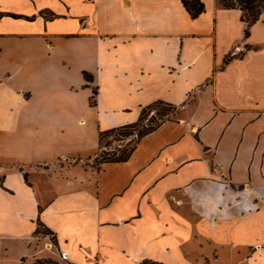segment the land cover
Returning a JSON list of instances; mask_svg holds the SVG:
<instances>
[{"label": "crops", "instance_id": "1", "mask_svg": "<svg viewBox=\"0 0 264 264\" xmlns=\"http://www.w3.org/2000/svg\"><path fill=\"white\" fill-rule=\"evenodd\" d=\"M201 1L0 0V253L40 221L58 264H264V9L245 36ZM158 100L179 114L98 162Z\"/></svg>", "mask_w": 264, "mask_h": 264}, {"label": "trees", "instance_id": "2", "mask_svg": "<svg viewBox=\"0 0 264 264\" xmlns=\"http://www.w3.org/2000/svg\"><path fill=\"white\" fill-rule=\"evenodd\" d=\"M183 5L185 6L186 10L189 12V14L192 17H197L203 10H204V3L201 0H181ZM221 6L225 8H231V9H238L241 11V20L246 23V29H245V36L249 35V29L250 27L259 19L262 10L264 9V0H218ZM86 79L89 80L90 77L88 78L87 75H85ZM94 93H96L94 91ZM162 105L160 108L161 110L158 112V117L155 123L147 124L143 130H138L137 128L141 124L142 121H144L146 117V111L151 110L153 107ZM175 108L176 106L164 102L161 100L155 101L145 107L142 108L140 116L138 120L134 123L130 124H125L122 126L110 128L105 131H101L99 133V148L101 150L102 148V143L105 137L111 136V135H118L123 138H118V140L124 139L126 136L128 137L129 135L136 134L137 139L135 140L136 142L143 137L144 135L152 132L156 127H158L163 121L170 119H164L163 117L165 116V108L163 106ZM137 131V132H136ZM135 144L130 148V150L126 152H121V153H116L114 151L110 152L108 154V157H104L103 155L100 157L98 156V162H120V161H125L127 160L134 148ZM43 226V224L38 221V228L36 230V233L39 232V226ZM45 228V227H44ZM46 229V228H45ZM47 234H50L48 229ZM156 264H162V263H156Z\"/></svg>", "mask_w": 264, "mask_h": 264}, {"label": "rangeland", "instance_id": "3", "mask_svg": "<svg viewBox=\"0 0 264 264\" xmlns=\"http://www.w3.org/2000/svg\"><path fill=\"white\" fill-rule=\"evenodd\" d=\"M85 75H87L88 78L90 77V79L87 80ZM84 78L87 82H90L92 81L93 77L89 73H84ZM161 107L162 105H158L153 107L151 110H147L146 117L144 121H142L139 127L137 128V131L143 130L147 124L155 123L159 115L158 112L161 110L160 109ZM163 108H165V116L163 117L164 119L167 118L174 119L179 114V111L177 110L176 107L167 108L165 105L163 106ZM1 137L2 134H0V139ZM118 138H123V137L118 136L116 134L105 137L102 143V148L99 151V156L101 157L103 155L104 157H108V154L112 151L116 152L117 154L121 152H126L130 150V148L135 144V140L137 139L135 133L129 135L128 137L126 136L122 140H118ZM37 235L41 238H45L46 240H40L39 244L35 246L34 250L28 251L29 254L23 257L17 256L16 254L7 256L6 254L0 253V264H58L57 259L55 257L56 255L54 254L55 249L53 246L54 245L53 236L47 234V230L42 225L39 226V232L37 233ZM192 255H195V253L192 252ZM204 260L205 259L202 256L200 261L203 262ZM236 261L237 260L232 259L231 256L229 258L228 255H223L220 256V258L218 259L217 258L211 259L209 262L208 261L206 262L204 261L203 263L201 262V264H233V262L237 264ZM193 262L195 264H198V260H193ZM142 264H156V262L145 261Z\"/></svg>", "mask_w": 264, "mask_h": 264}, {"label": "bare ground", "instance_id": "4", "mask_svg": "<svg viewBox=\"0 0 264 264\" xmlns=\"http://www.w3.org/2000/svg\"><path fill=\"white\" fill-rule=\"evenodd\" d=\"M136 264H138V263H136Z\"/></svg>", "mask_w": 264, "mask_h": 264}]
</instances>
